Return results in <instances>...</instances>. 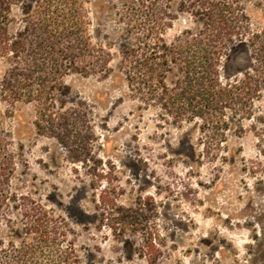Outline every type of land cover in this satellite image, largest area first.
<instances>
[{
    "label": "rangeland",
    "instance_id": "374dc122",
    "mask_svg": "<svg viewBox=\"0 0 264 264\" xmlns=\"http://www.w3.org/2000/svg\"><path fill=\"white\" fill-rule=\"evenodd\" d=\"M86 2L93 40L115 67L127 2ZM183 2L159 0L169 41L196 25ZM35 4L12 5L13 30ZM237 5L242 43L228 51L226 75L246 68L251 33L264 29V0ZM64 84L55 127L36 124L34 102L0 98V264L12 240H30L31 208L51 214L79 264H264V87L252 118L227 111L217 150L201 120L173 124L114 77L73 74Z\"/></svg>",
    "mask_w": 264,
    "mask_h": 264
},
{
    "label": "trees",
    "instance_id": "16d2710c",
    "mask_svg": "<svg viewBox=\"0 0 264 264\" xmlns=\"http://www.w3.org/2000/svg\"><path fill=\"white\" fill-rule=\"evenodd\" d=\"M16 1L0 0V98L10 105L34 102L36 124L63 123L53 113L59 106L55 96L73 74L114 77L134 98L164 110L173 124L201 120L217 150L229 128L228 110L253 116L264 87V29L251 33L246 68L224 74L231 70L228 51L240 42L237 0H184L197 22L172 41L164 36L172 26L167 5L158 10L159 0H126L115 67L113 53L93 40L86 0H36L21 28L13 30ZM30 211L32 222L25 228L30 240H12L1 264H79L51 214Z\"/></svg>",
    "mask_w": 264,
    "mask_h": 264
}]
</instances>
